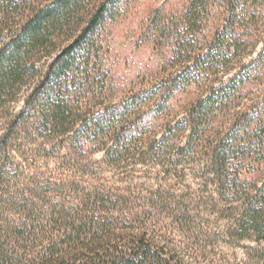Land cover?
I'll use <instances>...</instances> for the list:
<instances>
[{"label":"trees","instance_id":"1","mask_svg":"<svg viewBox=\"0 0 264 264\" xmlns=\"http://www.w3.org/2000/svg\"><path fill=\"white\" fill-rule=\"evenodd\" d=\"M110 1H95L93 8L85 11V4L92 5L90 0H0V16H23L11 38L0 40V111L16 102L25 87L33 85L24 109L7 116L8 130L0 138V217L5 208L12 206L24 212L22 219L15 222L8 217L0 219V264H189L171 244L159 242L147 231L146 221L152 216L143 207L149 200L147 195L133 199L122 190L113 193L79 181L66 182L63 201L43 205L40 213L38 205L27 198L20 204L7 199L12 190L5 177L11 179L17 174L14 165L9 164L14 136L67 138L70 151H101L112 165L121 164L132 155L133 159L138 155L142 163L148 158L160 160L174 148L178 155L195 159L202 156L199 152L205 142L211 146L205 125L214 110L225 104L237 78L193 104L176 124L166 120L160 138L155 133L148 134L147 117L169 109L167 104L176 86L174 79L169 84H154L151 89L131 93L122 102L104 105L108 94L101 77L98 31L109 16ZM188 6L182 15V20L189 21L186 34L197 32L201 26L198 21H214L211 0H190ZM254 18L250 16L251 21ZM215 44L194 49L191 40L184 37L174 59L185 64L193 62L196 68L191 70L202 68L209 72L207 62H213L212 54L218 51ZM232 44L225 48L234 54L250 53L255 48L254 42L240 37ZM196 73L201 74V70ZM151 103L154 111H143ZM187 132L191 133L190 141L180 146ZM238 136L239 132L232 130L206 155L216 179L211 182L218 186L222 201L242 202L234 221L238 238L244 240L253 233L262 241L264 187L249 190L242 186L239 166L236 164L234 169L238 157H233L236 150L232 142ZM144 147L149 150L144 152ZM244 156L245 153L241 157ZM171 162L170 159L165 164ZM172 163L179 165L178 160ZM159 194H150L153 202H161L154 203V209L172 211L171 217L183 225L192 221L187 205L179 201L178 209H170L172 201Z\"/></svg>","mask_w":264,"mask_h":264},{"label":"rangeland","instance_id":"2","mask_svg":"<svg viewBox=\"0 0 264 264\" xmlns=\"http://www.w3.org/2000/svg\"><path fill=\"white\" fill-rule=\"evenodd\" d=\"M95 1L99 0H90L92 5L85 4L83 9H92ZM110 2L109 16L98 31L101 41L98 51L103 61L101 77L108 94L104 105L122 102L131 93L151 89L154 84H169L174 79L176 86L167 104L169 109L147 117L148 134L155 133L160 138L166 120L176 124L185 118V112L193 104L237 78L225 104L214 110L205 125L211 146L205 142L199 152L202 156L195 159L178 155L174 148L160 160L148 158L142 163L138 155L134 159L132 155L131 159L112 165L106 161L104 152L88 149L85 154H76L70 151L67 138L42 140L35 135L17 139L14 136L9 164L14 165L17 174L11 179L5 177L6 181L10 180L12 190L7 199L20 204L27 198L38 205L40 213L43 205L63 201L66 182L79 181L113 193L122 190L133 199L147 195L149 200L143 205L144 211L152 213L146 221L147 231L159 242L171 244L186 263L264 264V240L260 241L253 233L244 240L238 238L234 221L242 202L221 200L218 186L211 182L216 179L211 160L206 156L232 130L238 131L237 141L232 142L236 150L233 157H238L234 169L239 166L242 186H248L249 190L264 187V0H211L214 21H198L201 26L194 34L185 33L189 21L182 20L190 0ZM250 16L255 17L253 21ZM0 18L4 19L0 21V40L8 41L16 26L23 22V16L15 13ZM2 28L5 30L1 31ZM184 37L191 40L194 49L216 43L218 51L212 54L213 62H207L209 72L199 68L201 74H195L196 69H189L196 68L193 62L185 64L174 59L178 43ZM237 37L254 42V51L227 52L226 45H233ZM32 87H25L16 102L0 111V138L8 130L7 116L24 109ZM143 111H154L153 103L147 104ZM190 135V132L185 134L180 146L190 141ZM148 150L144 147V152ZM170 159L178 160L179 165L165 164ZM25 191L28 192L23 194ZM156 192L172 201L170 209H178L179 201L187 205L192 221L183 225L171 217L172 211L154 209L155 204H161L151 200L150 194ZM23 215L20 208L12 206L2 211L0 219L8 217L15 222Z\"/></svg>","mask_w":264,"mask_h":264}]
</instances>
